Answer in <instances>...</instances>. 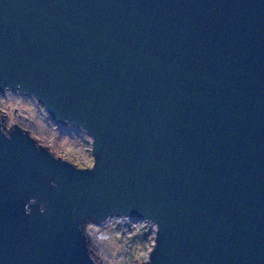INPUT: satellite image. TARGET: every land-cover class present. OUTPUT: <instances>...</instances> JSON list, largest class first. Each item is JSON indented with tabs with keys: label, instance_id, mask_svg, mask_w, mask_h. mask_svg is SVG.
Returning a JSON list of instances; mask_svg holds the SVG:
<instances>
[{
	"label": "water",
	"instance_id": "obj_1",
	"mask_svg": "<svg viewBox=\"0 0 264 264\" xmlns=\"http://www.w3.org/2000/svg\"><path fill=\"white\" fill-rule=\"evenodd\" d=\"M18 84L98 164L0 133V264H91L79 225L113 212L159 223L152 264H264V0H0Z\"/></svg>",
	"mask_w": 264,
	"mask_h": 264
},
{
	"label": "clouds",
	"instance_id": "obj_2",
	"mask_svg": "<svg viewBox=\"0 0 264 264\" xmlns=\"http://www.w3.org/2000/svg\"><path fill=\"white\" fill-rule=\"evenodd\" d=\"M64 130L52 117L48 105L39 95L26 93L18 84L15 90L6 86L0 92V133L13 140L19 129L34 144L36 151H45L54 160L67 164L77 172H94L98 160L95 137L87 128H72L68 121ZM53 187L59 185L53 182ZM35 198L25 205L27 215L33 212ZM47 211L40 203L39 212ZM91 264H152V254L159 241L160 225L151 218L134 220L130 215L113 212L103 221L87 219L79 225Z\"/></svg>",
	"mask_w": 264,
	"mask_h": 264
},
{
	"label": "rangeland",
	"instance_id": "obj_3",
	"mask_svg": "<svg viewBox=\"0 0 264 264\" xmlns=\"http://www.w3.org/2000/svg\"><path fill=\"white\" fill-rule=\"evenodd\" d=\"M62 129L64 130H69L68 127H61ZM74 129V128H73ZM76 130V129H75ZM70 131V130H69ZM78 131V130H77ZM134 220H137V219H134Z\"/></svg>",
	"mask_w": 264,
	"mask_h": 264
}]
</instances>
